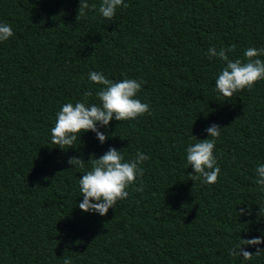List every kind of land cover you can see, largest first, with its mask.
Instances as JSON below:
<instances>
[{
    "label": "trees",
    "instance_id": "obj_1",
    "mask_svg": "<svg viewBox=\"0 0 264 264\" xmlns=\"http://www.w3.org/2000/svg\"><path fill=\"white\" fill-rule=\"evenodd\" d=\"M97 5L101 0H87ZM112 20L79 0H0V264H264L228 255L240 239L264 240V80L227 99L215 90L229 59L264 48V0H124ZM264 61V56L258 57ZM96 71L142 80L137 99L151 114L82 132L72 148L51 144L65 103L99 104ZM221 127L218 181H192L186 148ZM125 160L149 156L128 197L100 216L82 212L78 179L109 148ZM82 159L84 169L67 161ZM143 182V191H135ZM240 208L249 215H238ZM254 253L256 247L244 246ZM258 247L264 250V242Z\"/></svg>",
    "mask_w": 264,
    "mask_h": 264
},
{
    "label": "clouds",
    "instance_id": "obj_2",
    "mask_svg": "<svg viewBox=\"0 0 264 264\" xmlns=\"http://www.w3.org/2000/svg\"><path fill=\"white\" fill-rule=\"evenodd\" d=\"M98 10L100 16L112 20L118 7H128L124 0H101L97 9L96 4L91 6L87 0H79V15L83 16L89 8ZM14 35L12 27L7 23H0V42L7 41ZM233 44L229 48H209L208 56L218 57L225 63L215 79V90L225 101L232 98L236 93L247 89L251 91L253 86L264 80V61L258 57L264 56V48L256 49L249 47L243 54V59H229V53L235 50ZM88 80L101 86L95 93L99 104H86V98L92 96V91L84 93L85 101L69 102L62 105L56 113L54 126L50 129L51 144L65 150L72 148L82 132H94L97 140L103 144L108 137L98 130L107 128L109 122L134 120L144 114H151L147 103L137 99L141 91L142 80L124 78L118 82L106 78L102 73L92 71L88 73ZM208 138L197 140L186 148V163L191 166L194 181H202L206 185L215 184L218 181L220 168L214 156V148L217 139L221 135V127L215 123L205 129ZM149 160V156L137 151L134 158L125 160L120 150L109 148L99 158L90 160V170L84 172L78 179L80 196L83 197L78 207L82 212L97 213L100 216L107 214L108 210L114 209L117 201L128 197L127 189L133 185L138 177H143L144 169L141 165ZM69 165L77 169H84L85 162L82 159L71 157L67 161ZM256 184L259 191L264 193V164L255 169ZM135 191H143V182L136 187ZM250 212L240 208L238 215H249ZM258 216L264 217V208H259ZM264 240L260 237L252 239H240L231 249L228 255L241 256L244 260H251L253 255L259 256L264 253L260 245ZM244 246L256 247L254 253L246 251ZM63 264H72L70 258H64Z\"/></svg>",
    "mask_w": 264,
    "mask_h": 264
}]
</instances>
